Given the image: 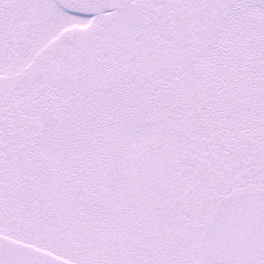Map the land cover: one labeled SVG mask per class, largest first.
<instances>
[{"label":"snow or ice","instance_id":"1","mask_svg":"<svg viewBox=\"0 0 264 264\" xmlns=\"http://www.w3.org/2000/svg\"><path fill=\"white\" fill-rule=\"evenodd\" d=\"M0 264H264V0H0Z\"/></svg>","mask_w":264,"mask_h":264}]
</instances>
